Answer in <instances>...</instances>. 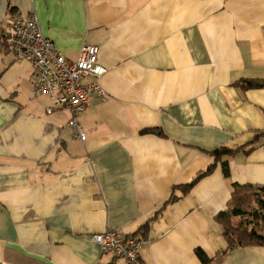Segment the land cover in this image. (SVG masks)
<instances>
[{"label": "crops", "instance_id": "obj_1", "mask_svg": "<svg viewBox=\"0 0 264 264\" xmlns=\"http://www.w3.org/2000/svg\"><path fill=\"white\" fill-rule=\"evenodd\" d=\"M15 13L70 61L98 46L108 72L82 142L0 49V264H125L91 240L107 231L143 240L135 264H264L225 252L215 219L235 184L264 186V87L237 84L264 81V0H0V27Z\"/></svg>", "mask_w": 264, "mask_h": 264}, {"label": "built area", "instance_id": "obj_2", "mask_svg": "<svg viewBox=\"0 0 264 264\" xmlns=\"http://www.w3.org/2000/svg\"><path fill=\"white\" fill-rule=\"evenodd\" d=\"M0 31L15 59L28 62L37 73L34 95L50 97L54 107L49 111L69 109L73 115L71 127L75 136L86 142L87 135L78 122V116L86 110L93 94L106 99L98 82L108 72L99 63L100 48L84 45L75 60H68L42 34L34 14L27 18L12 14L1 25ZM87 78H93V81L85 84L83 81ZM91 240L100 246L104 254H111L125 264L138 262L144 243L136 236L117 231L95 234Z\"/></svg>", "mask_w": 264, "mask_h": 264}, {"label": "trees", "instance_id": "obj_3", "mask_svg": "<svg viewBox=\"0 0 264 264\" xmlns=\"http://www.w3.org/2000/svg\"><path fill=\"white\" fill-rule=\"evenodd\" d=\"M0 49H10L1 35V31ZM237 84L242 85L245 89L264 87V81L258 79H247ZM143 132H154V129H146ZM240 149L219 148L213 154L217 159H222L225 155L233 156ZM214 167L212 166L205 173L200 174L196 180L198 181L203 176L210 174ZM223 171L226 178L230 177L226 162L223 163ZM193 184L181 188L182 192L187 193ZM215 219L224 230L225 252L264 247V186L235 184L226 209L219 213ZM147 229L146 225L143 232L145 233ZM197 256L201 264H210L211 259L202 250H197Z\"/></svg>", "mask_w": 264, "mask_h": 264}]
</instances>
